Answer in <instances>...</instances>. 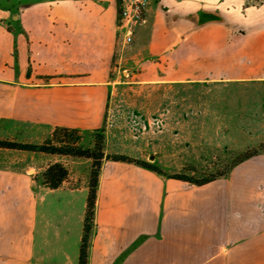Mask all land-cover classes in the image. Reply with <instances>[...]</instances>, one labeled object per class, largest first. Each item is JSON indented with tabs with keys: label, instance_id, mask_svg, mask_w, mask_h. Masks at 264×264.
Here are the masks:
<instances>
[{
	"label": "crops",
	"instance_id": "obj_1",
	"mask_svg": "<svg viewBox=\"0 0 264 264\" xmlns=\"http://www.w3.org/2000/svg\"><path fill=\"white\" fill-rule=\"evenodd\" d=\"M245 1L148 0L121 47L117 0H0V139L39 144L65 127L88 147L102 129L106 150L168 169L103 160L87 264H264V3ZM151 89L169 127L152 160L137 140L145 121L110 118L123 92ZM166 90L186 101L163 103ZM199 110V126L219 130L201 142L217 175L196 184L168 175L193 145L174 129ZM54 162L68 174L49 188L37 176ZM90 167L0 147V264H78Z\"/></svg>",
	"mask_w": 264,
	"mask_h": 264
},
{
	"label": "rangeland",
	"instance_id": "obj_2",
	"mask_svg": "<svg viewBox=\"0 0 264 264\" xmlns=\"http://www.w3.org/2000/svg\"><path fill=\"white\" fill-rule=\"evenodd\" d=\"M119 46L123 47L121 43L118 41ZM115 66V69H113L114 75H118V86H129L123 82V79H129V77L125 76L124 74H121L122 70L125 68L122 64L118 62H113V67ZM133 85V84H130ZM186 95L185 94H179L178 97L174 94H171L169 90H166L163 92L162 95V102L168 103L170 101H176L178 99L179 102L186 101ZM119 98L121 101L118 103V111H114V113H111L110 118H113L114 120H128V119H134L137 118L139 120L145 121V124H141L139 128H136L139 130L141 134L140 138H137L139 141V146L141 150L143 149V152L150 156V160H152L153 157V135L157 132H166V130L169 128L166 126L168 124L166 119V111H154L153 106L155 103L154 95L151 91H147L145 95H137L130 93L123 92L122 95H119ZM177 98V99H176ZM188 98L194 100L195 102H198L199 99H201V95H192L188 96ZM192 116L194 118V125L189 127H179V129H174V134L178 135V138L186 136L188 137L192 142L193 145H189L190 148L188 149H179V159H178V167L177 170L179 175L191 180V181H200L204 179H209L212 177H215L217 174L213 173V171H216L217 167L216 162L212 164L211 166H214V168H208L206 165V162L203 158L204 154L202 153V137L208 136V131L210 130V137L217 138V132L219 128H202L199 126L200 124V117H201V111H194L192 112ZM167 122V124H166ZM199 123V124H198ZM166 124V125H165ZM243 131H247L249 128H242ZM223 132L221 133L222 137H233L234 134L230 133L228 130H233V128H222ZM206 131V135L205 132ZM214 131V132H213ZM52 134V133H51ZM57 136H62L61 133L57 132ZM225 135V136H224ZM51 136V135H50ZM49 136V137H50ZM89 135L85 133H79V139L82 144V141L87 142L89 139ZM92 142L94 139V133L91 136ZM83 145V144H82ZM183 147L187 146L184 143H180ZM181 150V151H180ZM105 153L113 154V152H110L109 150L104 149ZM137 160H144L147 162H150V164H153L157 170L160 172L162 170H168L166 168L157 166L153 161H148L146 159H137ZM173 174H170L168 176H171Z\"/></svg>",
	"mask_w": 264,
	"mask_h": 264
},
{
	"label": "trees",
	"instance_id": "obj_3",
	"mask_svg": "<svg viewBox=\"0 0 264 264\" xmlns=\"http://www.w3.org/2000/svg\"><path fill=\"white\" fill-rule=\"evenodd\" d=\"M119 2L117 0V10H119ZM264 0H246L245 5H260ZM59 132L62 136H57ZM0 147L17 150H30L42 153H48L58 156H66L72 158H85L91 160V167L88 175V194L86 198L85 217L83 222V232L79 247L78 264H87L88 262V246L89 239L93 227L94 206L97 192L98 177L101 170L103 160L124 161L137 164L151 171L158 172L157 168L144 160H137L124 154L105 153V134L103 130L94 132V139L91 146H84L79 139V132L75 129L65 127H57L53 130L50 137L46 138L42 143L17 142L13 140L0 139ZM250 151L239 158L248 157ZM68 170L61 162L51 163L38 176L37 179L49 188H57L67 177ZM170 177L187 180L196 184H200L208 179L200 181H191L179 174H173ZM213 178V177H212ZM210 179V178H209Z\"/></svg>",
	"mask_w": 264,
	"mask_h": 264
},
{
	"label": "built area",
	"instance_id": "obj_4",
	"mask_svg": "<svg viewBox=\"0 0 264 264\" xmlns=\"http://www.w3.org/2000/svg\"><path fill=\"white\" fill-rule=\"evenodd\" d=\"M148 0H120L117 18V39L121 45L132 41L135 27L144 22Z\"/></svg>",
	"mask_w": 264,
	"mask_h": 264
}]
</instances>
